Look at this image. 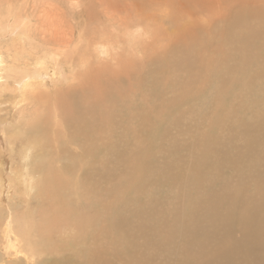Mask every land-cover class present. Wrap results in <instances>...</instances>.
<instances>
[{"label":"bare ground","instance_id":"6f19581e","mask_svg":"<svg viewBox=\"0 0 264 264\" xmlns=\"http://www.w3.org/2000/svg\"><path fill=\"white\" fill-rule=\"evenodd\" d=\"M248 2H231L218 37L215 30L189 33L174 17L168 36L175 42L157 38L142 47L156 56L150 71L133 66L130 20L116 24L125 37L115 36L114 45L121 43L125 57L108 55L107 31L79 32L86 52L78 60L71 47L62 56L74 84L63 100L41 114H17L9 136L8 118L0 121V264H264V18L251 16ZM16 5H8L7 23L18 32L30 17L24 2ZM31 31L20 35L43 57L36 70L32 56L13 79L20 102L55 72L64 75L61 56ZM6 77L0 75V98L10 91ZM136 77L161 89L148 113L132 110ZM232 133L240 137L230 143ZM118 165L138 166L132 174L141 192H132L128 177L117 179ZM165 184L170 193H154ZM131 194L142 197L135 203ZM153 202H166L172 218L156 221L158 208L133 212ZM135 217L144 222L132 226Z\"/></svg>","mask_w":264,"mask_h":264},{"label":"rangeland","instance_id":"374dc122","mask_svg":"<svg viewBox=\"0 0 264 264\" xmlns=\"http://www.w3.org/2000/svg\"><path fill=\"white\" fill-rule=\"evenodd\" d=\"M248 1L250 0H138V1L137 0H0V49H1L0 51H2V57H1L2 58V70L0 72V75L4 76L5 78H7L6 76L8 75L9 78L7 79V82L10 84V91L8 92V94L6 96L2 94L3 97L0 98L1 99L0 102H3L0 105V110H1L0 121L3 124H5L6 121L4 120L6 119L3 120V118H8V122L6 123V125H4L5 127L4 130L7 129L6 132H7V135L9 136L10 131L12 130V127L14 128V123H15L12 118H15L17 114L23 113L29 116H31L32 114H41L44 111L51 110L54 104H56L57 100H60V99H61L60 101L63 100L66 94V91H68L74 84L73 82H70L71 79H73L72 77H70V74L72 72L69 71L68 66L64 65L65 61L63 60L62 56L65 57V52L67 51V49L71 47H76V57L78 56L77 57L78 60H79V57L81 59V56H83V54H85L86 52V51L84 52L85 48L83 47V45H81L80 43L81 41L78 38L79 32L83 30L86 32L92 30L95 34H97L98 32L100 33V32L107 31V35L109 34L111 37L110 43H112L108 47L110 51L108 55L112 56V53L116 52L115 53L116 55L123 54V57H125L121 43H119L118 46L117 45L115 46L114 41H116L117 37H119L120 39L119 41H122L121 39L125 37V36H122L123 35L122 28L118 27L120 26L119 24L120 21L124 22L125 20H130L129 29H128L129 36H126V38L128 37L127 39L128 40L130 39V42H134V46L136 45L135 47L132 46L128 49V52L130 56L132 57L131 58L132 61L136 60L135 62H133V66L141 65L142 63H144L145 65L148 64V69L146 67H143V68L147 69V71H150L151 69L155 67V65L153 64V60L156 59V56H151L150 53L148 54V56L147 54L144 55L142 53V49H143L142 47L152 45L151 43L156 41L157 38L159 39L160 43H162L165 40H168L170 38L168 34L171 31L174 17L180 18V20L178 21V23L180 22L179 24L183 23V20L186 21V23L189 22L188 24L184 23L185 24L184 26L189 28V33L194 32V29L195 31L199 29L202 32L209 30L208 31L209 35H211L212 34L211 30H215V36L218 37V36H222L223 34L221 25L223 23H226L228 19V16L231 10L230 5H233V3L237 5L242 3V6H243L245 2H248ZM22 2H24V6L27 8V11H24V14H25L24 17H27V18L30 17V18L26 22H25L26 19H24L23 17L21 18L22 20L21 26H23L22 24L25 22V25L27 26V28L26 30H23V29L21 30V27H20L18 29L19 31L17 32L15 29L13 30L12 28H10L11 25H8L7 23V20L10 17L8 13V5H12L13 7L16 4H20ZM231 2L233 3L231 4ZM20 6L16 5V7H20ZM139 6H142V7H139ZM244 8L251 9V16L259 17V15L261 14L262 17L264 18V0H252L248 2L247 7L244 6ZM11 12L14 13L15 11L12 10ZM148 15L151 18L152 23H150V26L149 24H146L147 26H145L144 22L145 21L146 23L149 22V19L147 20L145 19V16L148 17ZM111 17H113L114 19H110ZM95 18L96 19L98 18L97 21ZM93 19H95V21ZM106 19H109V20H106ZM10 20L11 21L13 20V22L16 23V25L19 24V22L16 21L13 17H11ZM154 20L157 21L158 25L156 24V21ZM87 22H91V23H87ZM33 29H36L37 31L35 33H38L40 38L44 40L42 41V43L45 45L46 48L53 47L55 50L53 52L56 53L55 55L61 56V63L63 65L62 75L63 73L64 75L63 77H60L61 75L59 74V72L58 71L57 73L55 72L57 77L56 76L52 77V80L50 82L49 81L44 82V84H46L47 86L37 87V93L33 99L25 100L24 94L22 93V100L20 102L19 100L14 99V96L18 98V95H17L18 92H16L14 89L13 79L21 75V71L23 69L24 64L27 61H29L32 56L37 55V57L39 58L38 60L33 62L34 66H30V69H36V70L38 69L39 63L42 61L41 57H43L41 56L40 53L39 54L35 53L31 49V47L27 44V42L25 41V38L21 36L22 34L28 31H30L31 33L32 32L31 30ZM153 30H156V31L159 30L157 37L152 35ZM16 32H17V36H15ZM212 35L214 36V34ZM115 36L117 37L115 38ZM30 37H33V36L30 35ZM90 37L92 36L87 35V38H90ZM152 37H155V38L152 39ZM165 38H168V39H165ZM169 40H171V38ZM139 41L140 43L142 42V44L140 43L137 44ZM171 42H175V40L172 39ZM213 43L216 44L215 41ZM78 45H80V47ZM81 49L84 53L81 52ZM99 56H100V60L102 61L105 60L107 62H110L111 60L109 59L108 56L106 57L103 53L100 54ZM127 60L130 62L129 58H127ZM111 63L107 64L103 62L101 64H105V65L107 64L106 66L108 67L109 64ZM91 64L92 63H90V65ZM48 69H52V66L50 65ZM84 69H85V66L84 68L82 67L78 69L77 71L80 72ZM141 75H140V80L142 77ZM137 78L138 77H136V82H133L132 84L133 86H135V90H136L135 94L132 95L134 106L136 109L132 107V110L133 112L135 110L137 112L142 110L145 113H148L147 111L150 105L158 104L160 103V100H162L161 99L162 94H158V92H160L161 89L155 87V84H149L150 81H148L146 78L145 79L143 78V79L145 81L147 80L148 82H146L143 85H139L138 84L139 79ZM173 94L178 95L177 92H173ZM18 101H19V105L16 107V110L14 111V109L12 108V105L13 104L15 105V103H17ZM44 104H46L45 107H43ZM211 108H213V106L210 107V109ZM220 109L221 108L219 107L218 109L219 112H220ZM252 119L255 121H259L260 115L256 114L255 116L252 117ZM261 131L262 130L257 132L256 135L260 134ZM152 135L149 136L150 139ZM234 135L235 133H232V135L230 134V139H228L227 141L231 143L232 141H235L236 138L240 137V136L234 137ZM152 138L156 139L155 137H152ZM19 148H21L20 150H22V145L20 146L19 144V147H17V149L19 150ZM178 148H181V147H178ZM21 156L22 155L20 152H18V154L17 152H15L14 155H12V157L17 158V160H15L13 164H19L21 162ZM137 168L138 166L137 167L136 166L127 167V168L122 165L117 166V172H118L117 179L121 180V179H125L126 177H128L132 182V192L133 191L141 192L140 189L136 188L141 183L133 181V177L135 174H132V172ZM232 170H233L232 167H230L229 173H231ZM142 178L143 180H146L145 176H143ZM168 186L170 185L165 184L164 190H158V191H155L154 193H157L158 195L168 194L170 193L167 191ZM11 192H12L11 195L12 194L15 195L14 190ZM112 196L115 199L119 198L121 200L120 196H116V194L114 193H112ZM141 197L142 196L138 195L136 198H134L131 194V198L133 202L135 203ZM122 198H124V196ZM106 199L108 200L107 197ZM155 208H158L161 211L160 213L161 216H159L160 220H156V221H166L162 219L163 216L168 217V214H170L171 215L170 219H171L174 214L173 212L169 211V208L166 206V202L164 203L153 202L147 206L145 205L139 206L138 204V206L133 210V212L136 214L137 212H141V211L144 212L146 210L153 211ZM163 213H166L167 215H163ZM136 218L137 217L133 219L131 223L132 226H135L138 223L144 222V220H136L134 222ZM187 218L189 217L187 216ZM138 227L139 226H136V229ZM162 231L163 233L166 232L167 228L163 229ZM159 237H163V234L161 232L158 233V235H156L154 239H157V238L159 239Z\"/></svg>","mask_w":264,"mask_h":264}]
</instances>
